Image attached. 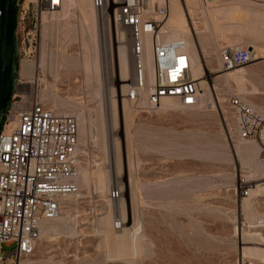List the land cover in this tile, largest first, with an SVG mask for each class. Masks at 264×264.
Returning a JSON list of instances; mask_svg holds the SVG:
<instances>
[{"label":"rangeland","instance_id":"obj_1","mask_svg":"<svg viewBox=\"0 0 264 264\" xmlns=\"http://www.w3.org/2000/svg\"><path fill=\"white\" fill-rule=\"evenodd\" d=\"M245 3L214 1L206 16L202 10L193 14V19L211 23L210 31L200 25L202 46L215 52L203 76L210 87L206 98L195 108L160 107L149 113L132 107L119 83L124 56L131 71L129 83L134 78L131 41L110 14L101 16L92 0L86 7L89 13L94 9L95 22L83 23L72 9L66 18L60 14L45 23L41 41L52 64L45 73L50 96L41 101L57 114L76 118L79 172L87 169L89 186L78 177L80 192L64 199L61 215L47 222L51 231L41 233L35 254L22 264H264L262 259H244L248 250L264 249V241H252L247 235L255 231L264 235V228H250L264 218V193L252 198L240 188L254 190L262 177L253 176L235 152L241 139L235 135L237 121L229 99L238 96L219 82L218 76L228 72L216 60L220 50L235 46L251 47L255 57L264 56V40L249 33H222L216 47L211 38L214 21L243 25L249 16L235 11L219 19L210 11ZM255 3L254 8L264 10V0ZM85 57L92 61L97 57V71L87 69ZM256 67L252 63L237 73L256 74ZM257 68L264 80V62ZM263 88L255 81L247 83L249 91H260L248 96L259 107L264 105ZM108 174L111 184L103 192L97 178ZM112 188L121 192L117 201L108 197ZM245 198L250 200L247 210ZM108 211L112 219L104 225L101 219ZM138 225L135 252L128 247L122 258L117 257L115 238L122 229Z\"/></svg>","mask_w":264,"mask_h":264},{"label":"built area","instance_id":"obj_2","mask_svg":"<svg viewBox=\"0 0 264 264\" xmlns=\"http://www.w3.org/2000/svg\"><path fill=\"white\" fill-rule=\"evenodd\" d=\"M214 1L229 0H203L205 5ZM62 3L17 0V80L0 133V264H21L33 256L41 223L57 219L64 199L80 192L76 181L80 162L78 122L73 116L55 113L39 97L42 15L56 12ZM93 5L101 16L110 14L114 23L129 33L134 78L125 96L132 107L155 112L168 98H175L185 108L199 104L203 90L192 76L185 42H167L161 33L170 14V0H94ZM147 37L152 53L150 83ZM220 58L223 72H230L249 66L254 55L235 46L222 49ZM27 62L37 64L32 79L23 74ZM229 105L237 121L235 135L257 143L264 163V110L257 111L236 96L229 99ZM261 183L264 186V181ZM240 189L246 196L247 187ZM108 197L117 201L121 192L112 188Z\"/></svg>","mask_w":264,"mask_h":264},{"label":"bare ground","instance_id":"obj_3","mask_svg":"<svg viewBox=\"0 0 264 264\" xmlns=\"http://www.w3.org/2000/svg\"><path fill=\"white\" fill-rule=\"evenodd\" d=\"M91 1L92 0H63L62 6L59 9V10H61V12H59L57 10L54 13H50V14L44 13L42 15V27H44L45 23L51 22L53 19L58 18L60 14H62L63 18H66L68 16V12L72 9H76L79 12L81 18L83 19V23L88 24V22H90V21L95 22L96 13H95L94 9L91 8V13H89L87 10V7H86L87 4H89V3L91 4ZM255 2H258V0H246L245 4L235 5V6L233 5V6H229V7H224L222 9L210 11L211 17H213L214 15L217 14L219 19L225 18L228 15H231L235 11H244L249 16L248 20L246 18L247 22L243 25H236V24H232V23L229 24L228 23L225 26L224 24H220V23L214 21L213 23H214L215 31H214V33L211 32V38L214 41L213 46H216V47L218 46L217 40L221 36L222 33H236V32L249 33V34L256 35L258 40H264V36H262L264 34V10H262L263 8L262 9H259V8L257 9L256 7L254 8L253 4H256ZM170 4H171L170 14H169L168 18L165 20L166 23L165 22L163 23L161 33L163 34L164 39L168 35L167 36L168 38L165 39V41H167V42H174L177 40H183L185 42V44L187 46V51L190 55V59H191V63H192V76L196 81H200V84H201L202 90H203L200 94V99L203 100L204 98H206V95L210 91V87L206 83V81L203 79V76L205 74L206 68L211 66V64L213 62L212 56L215 52L213 51L212 48H204L202 46L203 42L201 41V38H200L201 35L204 33L203 30L202 31L200 30V25L204 29L209 30L211 23L209 21H207L208 19L206 20V18H203V20H204L203 22H201V20H202L201 18L193 19V14L195 12H198L199 10H202L203 14L206 16L207 12L209 10V4L210 3H208V5H205V2H203V0H170ZM42 31H43V29H42ZM209 31H207V33ZM43 36H44V31H43V35L41 32L42 39H43ZM197 38H198V42L196 40ZM41 43H42V48H41V56H40V60H39V64H40V68H41V71H40L41 74H40V79H39V83H38L39 84V97H40V99L41 98L42 99H48V97L50 96V93H49L50 87L47 83L48 81L45 77V73H46V70L48 68L51 70V67H49V66H51V64H52L51 63L52 59L49 58V55L46 52L47 50H46V47L44 46L43 41H41ZM145 46L147 48L146 49V51H147V53H146V70H147L148 82L150 83V82H152L153 72H152L151 39L149 37H147L145 39ZM240 47H243V46H240ZM247 49L250 50L251 47H249ZM219 53H221V50ZM254 53H255V51H253V55H254L253 66L259 67L260 64L264 62L262 60V59H264V56L258 57V55H257V57H255ZM120 54H122L121 57H123L124 51H122V53H120ZM124 57L122 59L120 58L121 60L119 62V74H120L119 83H120L122 89L127 92L132 85L131 83H129L130 82L129 76L131 74L130 73L131 71H130L128 64H127V61H125ZM216 60L218 61V66L220 65V67H221V58H220V60L219 59H216ZM258 60H260V61H258ZM84 64L86 65L87 69H89V68L93 69V67H94V70H96V71L98 69L97 57L94 58V61L88 60L85 57ZM251 65H252V63H251ZM52 66H54V65H52ZM257 67L255 68L256 74H254L255 73L254 70L237 73V69H236V70L230 71L226 74H222V75L218 76V78H221L219 82L222 83V86L225 87V89L230 90L232 93L237 95L244 103L248 104L253 109H255L257 111H262V110H264V105H263V107H259L256 105V103L254 101L255 99L248 97V96L260 94L259 93L260 91L256 90L255 92H251V91H249V89H247V83L248 82H254L255 81L260 86L264 85V80H263L262 76L260 74H259L260 76L257 74L259 72V71H257V69H258ZM36 68H37V64H35L34 62H27V63H25V66H24L25 72H23V74L26 77L32 79V77L34 76V70ZM46 75H47V73H46ZM262 92H264V91H262ZM63 106L67 107L66 104ZM179 106H181V104L178 102V100H176L175 98H168L164 101L161 108L163 107L164 109H177V108H180ZM197 106H195V107H197ZM195 107H193V108H195ZM182 108L185 109V107H182ZM62 112L63 111H61V113ZM236 129H237V125H236ZM236 129H235V133H236ZM83 133H84V130L81 129L80 135ZM235 152L237 153L238 156L241 157L243 163L251 169L253 176H255V177L260 176V177H262L261 181H264V163L262 162L261 157H260V146L257 143L247 142V141H244L241 139V140L237 141V143L235 145ZM116 165H117V159H116ZM86 170L80 171L78 177H81L82 183L86 187H88L89 186V178H88V174H87ZM104 174H106V173H104ZM109 184H111V177L109 174L107 176H105V175L104 176L103 175L98 176L97 185L101 191L104 192L108 188ZM262 193H264L263 183L257 185L256 188L254 190L249 191L247 195H248V197L252 196V198H253V196L255 194H259L257 196V198H261ZM263 198H264V196H263ZM248 200L249 199H246V198L244 199V204H243L244 210L249 209V205L247 202ZM120 209H121V206H120ZM122 209H123V207H122ZM111 215H112L111 212L108 211L106 217L101 219V221L104 220L106 222L105 223L103 221L104 225L108 224L107 222L111 221V219H112ZM57 219H55V220H57ZM123 220H125V218H123ZM52 221H54V220H52ZM255 221H256V219H255ZM47 222H50V221H44L41 223V233H44V232L46 233V232L51 231V227H49V225H47ZM125 222H126V220H125ZM115 227H116V225H115ZM250 228L251 229L264 228V218L257 220L256 223H252L250 225ZM131 230L133 231L132 233H130ZM139 231H141L139 225L136 228H130L129 229V227H128V228L122 229V235H117L118 237L115 238V240L117 239L118 243H119V246H117V248H116V250L118 251V252L117 251L116 252L119 254L117 257L120 256L122 258V255H124V253L125 254L127 253V252H125V250L128 247H131L132 250H134V252H135L136 244L139 243L138 239H137V237L140 234ZM247 235H248V238L252 241L253 240L264 241V235L260 232H256V231L251 232V233L249 232ZM105 237H107V236H105ZM134 252L132 251V253H134ZM245 254L246 255H244V259H248V260L249 259H262V260H264V249H256V248L250 249ZM247 254H249V255H247ZM21 264H22V261H21ZM242 264H257V263L252 262V261H246L244 263L242 261Z\"/></svg>","mask_w":264,"mask_h":264},{"label":"water","instance_id":"obj_4","mask_svg":"<svg viewBox=\"0 0 264 264\" xmlns=\"http://www.w3.org/2000/svg\"><path fill=\"white\" fill-rule=\"evenodd\" d=\"M0 133L14 95L17 80V0H0Z\"/></svg>","mask_w":264,"mask_h":264}]
</instances>
